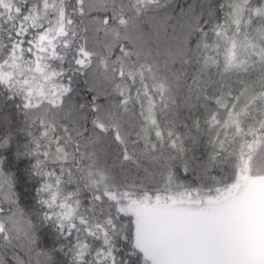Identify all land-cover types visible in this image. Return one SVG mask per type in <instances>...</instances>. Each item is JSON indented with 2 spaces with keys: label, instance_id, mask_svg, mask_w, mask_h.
<instances>
[{
  "label": "snow or ice",
  "instance_id": "1",
  "mask_svg": "<svg viewBox=\"0 0 264 264\" xmlns=\"http://www.w3.org/2000/svg\"><path fill=\"white\" fill-rule=\"evenodd\" d=\"M0 264H264V0H0Z\"/></svg>",
  "mask_w": 264,
  "mask_h": 264
},
{
  "label": "trees",
  "instance_id": "2",
  "mask_svg": "<svg viewBox=\"0 0 264 264\" xmlns=\"http://www.w3.org/2000/svg\"><path fill=\"white\" fill-rule=\"evenodd\" d=\"M181 2H183V0H181Z\"/></svg>",
  "mask_w": 264,
  "mask_h": 264
}]
</instances>
